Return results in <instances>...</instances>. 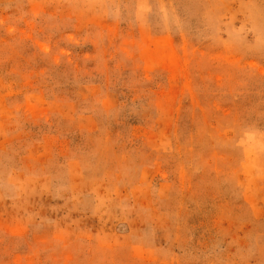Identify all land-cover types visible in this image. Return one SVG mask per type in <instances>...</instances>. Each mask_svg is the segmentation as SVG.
<instances>
[{"label":"rangeland","instance_id":"1","mask_svg":"<svg viewBox=\"0 0 264 264\" xmlns=\"http://www.w3.org/2000/svg\"><path fill=\"white\" fill-rule=\"evenodd\" d=\"M0 264H264V0H0Z\"/></svg>","mask_w":264,"mask_h":264}]
</instances>
